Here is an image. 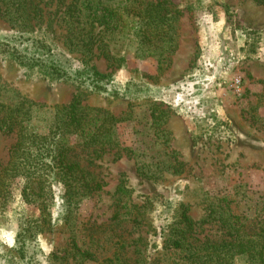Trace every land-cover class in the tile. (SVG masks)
I'll list each match as a JSON object with an SVG mask.
<instances>
[{"label":"rangeland","instance_id":"374dc122","mask_svg":"<svg viewBox=\"0 0 264 264\" xmlns=\"http://www.w3.org/2000/svg\"><path fill=\"white\" fill-rule=\"evenodd\" d=\"M166 6L176 17L163 39L170 42L154 37L139 45L126 31L112 42L113 60L65 51L56 28L67 66L85 59L120 88L131 86L113 95L18 65L4 44L21 39L0 19V79L9 89L44 105L42 117L80 94L119 120L116 145L76 149L101 190L69 214L64 185L53 183L52 225L44 231L28 222L40 212L23 199L21 180L14 182L12 195L0 200V264H182L164 243V219L180 203L200 222L195 243L225 236L218 222L201 223L215 199L224 198L247 224L264 226V1L168 0ZM15 141V133L0 130V170ZM174 158L182 162L178 173L171 171ZM148 168L154 176L142 174ZM121 181L128 195L117 191ZM130 212L142 216L130 221Z\"/></svg>","mask_w":264,"mask_h":264},{"label":"trees","instance_id":"16d2710c","mask_svg":"<svg viewBox=\"0 0 264 264\" xmlns=\"http://www.w3.org/2000/svg\"><path fill=\"white\" fill-rule=\"evenodd\" d=\"M167 4L168 0H0V19L14 29V37L21 39L5 43L4 51L32 72L73 81L83 88L102 89L109 95L127 92L132 90L129 84L120 88L109 80V74L88 66L85 59H80L75 68L67 66L60 58L63 52L56 43L55 30H63L65 51L81 58L98 54L113 60L112 42L122 39L126 31H133L139 45L154 37L170 42L163 39L174 29L172 21L176 17ZM43 106L18 95L0 79V130L16 134L9 161L0 170V200L5 203L14 182L21 180L23 199L40 212L39 217L28 221L36 232L52 225L53 183L64 185L65 212L69 214L82 198L102 188L95 173L81 164L77 147L98 152L118 143V118L106 109L86 105L80 94L67 105L54 108L50 116L42 117L39 111ZM173 161L176 165L171 171L180 172L182 162L177 158ZM154 173L149 168L142 171L148 177ZM117 189L128 195L123 181ZM189 211L188 205L180 203L172 219H164L165 247L179 253L182 264H234L237 258L244 259L245 264H264V226L247 224L231 211L224 198L215 199L209 202L206 220L201 223L208 219L218 222L225 236L219 241L195 243L193 232L200 222ZM126 216L138 221L142 215L130 212Z\"/></svg>","mask_w":264,"mask_h":264}]
</instances>
